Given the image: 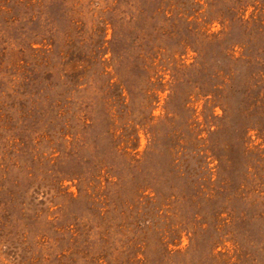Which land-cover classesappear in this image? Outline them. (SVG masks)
<instances>
[{
	"label": "rangeland",
	"instance_id": "1",
	"mask_svg": "<svg viewBox=\"0 0 264 264\" xmlns=\"http://www.w3.org/2000/svg\"><path fill=\"white\" fill-rule=\"evenodd\" d=\"M0 264H264V0H0Z\"/></svg>",
	"mask_w": 264,
	"mask_h": 264
}]
</instances>
